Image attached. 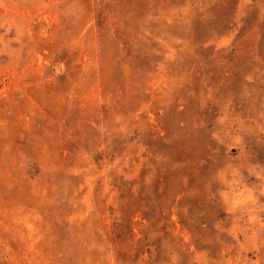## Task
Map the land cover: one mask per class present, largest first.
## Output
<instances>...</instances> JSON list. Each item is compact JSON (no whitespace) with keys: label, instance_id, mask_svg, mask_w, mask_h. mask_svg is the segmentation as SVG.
Returning a JSON list of instances; mask_svg holds the SVG:
<instances>
[{"label":"rangeland","instance_id":"374dc122","mask_svg":"<svg viewBox=\"0 0 264 264\" xmlns=\"http://www.w3.org/2000/svg\"><path fill=\"white\" fill-rule=\"evenodd\" d=\"M0 264H264V0H0Z\"/></svg>","mask_w":264,"mask_h":264}]
</instances>
